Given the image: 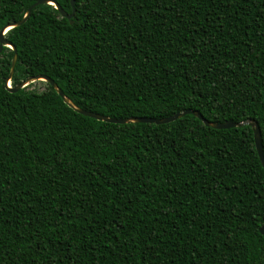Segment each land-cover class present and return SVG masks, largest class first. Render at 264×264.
I'll list each match as a JSON object with an SVG mask.
<instances>
[{
    "label": "trees",
    "instance_id": "1",
    "mask_svg": "<svg viewBox=\"0 0 264 264\" xmlns=\"http://www.w3.org/2000/svg\"><path fill=\"white\" fill-rule=\"evenodd\" d=\"M36 0H0V26ZM67 13L70 0H54ZM36 5L4 37L9 79L51 78L113 118L253 119L264 156V0ZM0 52V264H264L251 126L192 113L98 120L46 81L10 91ZM42 81V80H36Z\"/></svg>",
    "mask_w": 264,
    "mask_h": 264
},
{
    "label": "water",
    "instance_id": "2",
    "mask_svg": "<svg viewBox=\"0 0 264 264\" xmlns=\"http://www.w3.org/2000/svg\"><path fill=\"white\" fill-rule=\"evenodd\" d=\"M70 2H71V6H72V11L70 13H67L54 0H53L52 3H49L48 0H36L34 3H32L27 8V11H26L25 15L23 16V18H21L20 20L11 22V27L10 28L15 27V26H19L22 23H24L25 20L27 19V17L30 15L31 10L36 5L42 4V3H48V4L53 5L59 11V13H60V15L62 17H65V18L69 19L70 23H72V16H73V13L75 11V9H74V0H70ZM5 33H6V31L3 33L2 36H0V52H2L3 46H7V47L11 48L14 51V55H13L12 62H11V67H10V73H9L8 77L5 79V84H6V86L8 87V89L10 91H17L22 86L28 84L29 82H33V81H36V80L46 81V82H48L49 84H51L54 87L56 92L62 97L63 101L66 104H68L70 107H72L73 109H75L76 111H78L81 114L96 118L98 120L107 121V122L125 123V122H130V121L131 122L139 121V122H153V123L159 124V123H166V122H170L172 120H175V119L181 117L184 113H192L195 116H197L198 118H200L207 126H212L214 128L238 127V126H241L243 124H247V125L251 126V128H252L255 147H256L260 162H261L262 166L264 167V156H263V152H262V148H261L260 129H259V126H258L257 122L255 120H253V119H248V120L239 121V122L230 121V120H225V121H222V122H209L204 117H202L198 112L192 111V110H189V109H187L185 111H182V112H178V113L172 114V115L164 117V118H159V119L147 118V117L113 118V117H108V116H105V115H101L99 113H95L93 111L84 110V109H81V108L77 107L68 97L65 96V94L57 86V84L51 78H49V77H47L45 75H36V76L28 77L25 80H23L22 82H20L19 84H17L15 87H11L10 83H9V79H10V77L12 75L13 68H14L15 61H16V49H15L14 45H12L4 37ZM259 231H260L261 234L264 235V222L260 225Z\"/></svg>",
    "mask_w": 264,
    "mask_h": 264
},
{
    "label": "rangeland",
    "instance_id": "3",
    "mask_svg": "<svg viewBox=\"0 0 264 264\" xmlns=\"http://www.w3.org/2000/svg\"><path fill=\"white\" fill-rule=\"evenodd\" d=\"M30 88L35 89L37 91H41L45 88V83L43 81H34Z\"/></svg>",
    "mask_w": 264,
    "mask_h": 264
},
{
    "label": "snow or ice",
    "instance_id": "4",
    "mask_svg": "<svg viewBox=\"0 0 264 264\" xmlns=\"http://www.w3.org/2000/svg\"><path fill=\"white\" fill-rule=\"evenodd\" d=\"M48 2L52 3L53 0H48ZM10 27H11V22H9L7 25L0 26V36H2L5 31H8Z\"/></svg>",
    "mask_w": 264,
    "mask_h": 264
}]
</instances>
